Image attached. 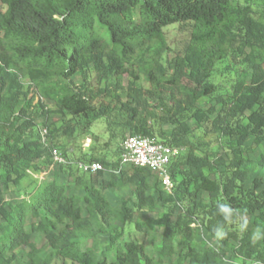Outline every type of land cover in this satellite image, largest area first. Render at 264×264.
Wrapping results in <instances>:
<instances>
[{
  "label": "trees",
  "instance_id": "16d2710c",
  "mask_svg": "<svg viewBox=\"0 0 264 264\" xmlns=\"http://www.w3.org/2000/svg\"><path fill=\"white\" fill-rule=\"evenodd\" d=\"M252 1L0 0V264H225L229 251L233 264H264V235L239 228L245 215L264 227L263 181L246 187L252 171L264 169V153L252 167L245 156L248 139L264 144V0ZM174 25L189 27V41L164 64L165 30ZM220 64L237 69L228 88L211 82ZM90 73L113 84V97L121 90L131 99L123 125L129 136L181 151L168 167L170 192L151 182L149 169L121 166V144L118 162L87 155L102 171H72L82 162L69 159V123L92 110L91 94L74 81ZM213 99L220 111L211 119L199 106ZM46 101L68 124L63 129L40 130L34 115L48 118ZM165 126L173 127L170 136ZM55 165L61 177L38 179ZM17 186L24 196L13 204L5 193ZM129 189L120 207L109 200V191ZM159 208V219L136 220ZM155 227L162 229L150 241L158 257L143 240ZM201 229L217 248L199 249ZM34 235L43 236L48 254Z\"/></svg>",
  "mask_w": 264,
  "mask_h": 264
},
{
  "label": "rangeland",
  "instance_id": "374dc122",
  "mask_svg": "<svg viewBox=\"0 0 264 264\" xmlns=\"http://www.w3.org/2000/svg\"><path fill=\"white\" fill-rule=\"evenodd\" d=\"M237 1L241 4L245 2V0ZM252 2L256 3L259 2V0H254ZM165 31L170 52L164 55V64H166L168 59L184 50L190 36V30L187 25H174L167 28ZM226 66L227 65L225 64H220L217 66L211 78V82L225 85L226 88H228L233 84V81L238 78V75L237 69L235 68H233L230 73L226 72ZM74 82L78 90L85 91L87 96L91 94L92 110L85 115L73 117L69 123L71 127H74V138L70 139L69 141V159L72 161L80 160L82 163L88 164L89 157L87 155L92 152L94 153L95 157L101 161L118 162L120 159L119 145L123 142L124 138L126 139L130 135V131L125 129L123 125L127 121L128 117V111L125 105L126 103L131 102V99L126 95V92L123 93L121 90H119L117 93V96H119L120 99L118 97H113V94L115 93L113 84L100 83L97 73H90L87 79L85 75L80 74L75 77ZM129 83V76L128 74H125L123 86L127 87ZM140 86L144 89L145 95L150 86L144 80V78L141 79ZM104 89H107V91L103 92ZM38 101L39 97L37 98L36 102ZM44 104L49 111L48 118H46L45 115L43 116L40 111L36 112L34 115L40 130H43L42 128L45 124L50 125L54 123L57 127L62 129L68 125L66 121H64L61 116L56 113L57 108L51 101H46ZM199 108L211 119H214L217 113L220 111V105H218L214 99L202 102ZM156 111L159 115H162V111L159 110V108H156ZM187 122L191 128H195L194 121L188 119ZM172 129L173 127L171 126H165L162 128L167 136H170ZM196 133L197 135H201V131H196ZM90 146H92V149H90ZM172 150L176 151L172 157V161H175L180 155L181 151L177 149ZM262 153H264V144L258 146L254 142V138L248 139L245 149V156L249 160L248 166L252 167V162H255ZM72 171L77 175H84L83 170L81 168L78 169L76 165L72 166ZM55 174L59 177L62 176L60 168L56 165L52 168L51 172L47 176L37 177L38 179L46 178L47 180H51ZM255 178H261L264 184L263 168L258 167L252 171L251 179L246 185L247 188H251L253 186V180ZM155 181L160 182L161 187L166 189L161 177L156 175L151 180V182L154 183ZM130 194L131 189L122 192L113 190L107 193L109 200L116 207H120L124 202H127ZM23 196L24 190L20 186L12 187L11 191L5 193V199L13 204L19 202ZM180 210V208L176 210L174 216L172 217L173 221L176 220ZM163 214H165V210L159 208L154 213H137L136 220H157L162 217ZM1 223L2 219L0 218V224ZM253 223L254 217L245 215L239 221V228L243 230L252 229L254 231L255 238H257V232L259 233V237L263 236L264 227H255ZM161 234L162 229L155 227L148 236L143 237L150 255L154 257H158V255L152 251L150 241L152 239L159 240ZM33 240L38 244L39 248H42L43 255H46L50 252V249L47 248L46 241L42 235H34ZM194 242L201 250H204L205 248L215 249L218 247L217 239L208 234L204 229H201L199 235L194 239ZM172 261L173 259L166 258V264H170ZM224 262L225 264H233L235 262L234 254L231 251L227 253Z\"/></svg>",
  "mask_w": 264,
  "mask_h": 264
},
{
  "label": "built area",
  "instance_id": "2783aa9c",
  "mask_svg": "<svg viewBox=\"0 0 264 264\" xmlns=\"http://www.w3.org/2000/svg\"><path fill=\"white\" fill-rule=\"evenodd\" d=\"M46 132L44 131V134ZM155 139L147 136L133 135L128 136L121 143V166L123 167H140L152 171L163 179L165 188L170 192L173 188L168 167L172 161V157L176 151L172 150ZM55 160L64 163L56 152ZM79 167L87 174H96L104 168L100 163H81Z\"/></svg>",
  "mask_w": 264,
  "mask_h": 264
},
{
  "label": "clouds",
  "instance_id": "9594fccd",
  "mask_svg": "<svg viewBox=\"0 0 264 264\" xmlns=\"http://www.w3.org/2000/svg\"><path fill=\"white\" fill-rule=\"evenodd\" d=\"M216 235L219 238V237H221L222 234L220 232H218V233H216ZM256 236H257V238L259 237V233L258 232L256 233Z\"/></svg>",
  "mask_w": 264,
  "mask_h": 264
}]
</instances>
